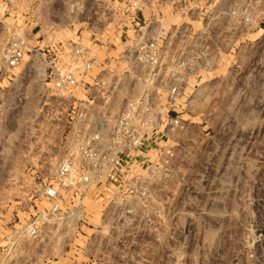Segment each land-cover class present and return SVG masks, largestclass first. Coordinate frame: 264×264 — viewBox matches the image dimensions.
Masks as SVG:
<instances>
[{"label":"rangeland","instance_id":"rangeland-1","mask_svg":"<svg viewBox=\"0 0 264 264\" xmlns=\"http://www.w3.org/2000/svg\"><path fill=\"white\" fill-rule=\"evenodd\" d=\"M130 1L0 0V264H264V0H167L158 19L127 12ZM149 23L167 39L155 37L165 55L152 87L181 128L40 221L59 161L149 87L134 45ZM18 38L26 52L11 68L3 51ZM70 42L94 65L63 93L67 57L38 49ZM135 180L156 199L149 217Z\"/></svg>","mask_w":264,"mask_h":264},{"label":"built area","instance_id":"built-area-1","mask_svg":"<svg viewBox=\"0 0 264 264\" xmlns=\"http://www.w3.org/2000/svg\"><path fill=\"white\" fill-rule=\"evenodd\" d=\"M151 2L158 6L167 3V0H131L126 6V11L134 15L148 10ZM144 29L137 28L135 34V60L137 63L150 69L149 87L140 95L129 99L119 111L110 126L108 132H98L93 135L84 146L63 157L56 170V185L49 186L40 193V198L50 203V208L46 213H41L38 217L40 221H47L48 215H56L61 209L63 195L66 191H71L84 186L86 189L97 187L102 179L110 177L111 173L118 165L128 163L132 153L138 151L145 143H157L159 134L167 128L174 130L180 127L179 121L170 120L167 125V118L160 108L156 96L158 93L153 89L152 82L157 75L162 57L165 53L157 45L155 37L167 43V39H162L156 33V27L149 23ZM26 42L23 39H13L5 47L3 58L7 66L14 68L18 66L25 55ZM42 60L47 61V57L52 53L54 59L57 55L67 57L64 70L58 75L55 81V89L66 93L76 87L78 79L87 76L94 65V59L88 50L80 47L74 42L53 47L38 49ZM37 53V54H38ZM156 71V72H155ZM150 76V77H149ZM177 89L169 87L166 93L167 100L175 101ZM168 126V127H167ZM181 128V127H180ZM167 156V150L163 151ZM130 194H135L140 202L144 217H149V212L154 210L156 199L153 197L150 186L146 181H132L127 184ZM36 229L30 226L29 234H35Z\"/></svg>","mask_w":264,"mask_h":264},{"label":"crops","instance_id":"crops-1","mask_svg":"<svg viewBox=\"0 0 264 264\" xmlns=\"http://www.w3.org/2000/svg\"><path fill=\"white\" fill-rule=\"evenodd\" d=\"M165 5V3H163L162 5L158 6L155 2H151L150 5H149V9L147 11H149V16L152 18V19H158V18H161V17H165V15L167 16V11L165 8H163V6ZM143 13V12H142ZM141 14H138V15H142ZM139 16V17H140ZM143 17L141 16L140 19H142ZM38 76L40 75L39 73L37 74Z\"/></svg>","mask_w":264,"mask_h":264}]
</instances>
